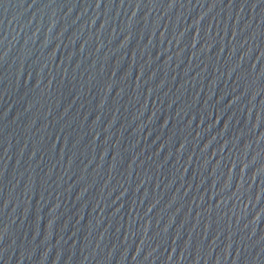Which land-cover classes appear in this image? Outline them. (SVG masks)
<instances>
[{
  "label": "water",
  "instance_id": "95a60500",
  "mask_svg": "<svg viewBox=\"0 0 264 264\" xmlns=\"http://www.w3.org/2000/svg\"><path fill=\"white\" fill-rule=\"evenodd\" d=\"M0 264H264V0H0Z\"/></svg>",
  "mask_w": 264,
  "mask_h": 264
}]
</instances>
